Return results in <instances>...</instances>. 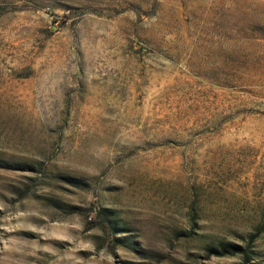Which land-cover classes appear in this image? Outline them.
I'll use <instances>...</instances> for the list:
<instances>
[{
  "label": "rangeland",
  "instance_id": "374dc122",
  "mask_svg": "<svg viewBox=\"0 0 264 264\" xmlns=\"http://www.w3.org/2000/svg\"><path fill=\"white\" fill-rule=\"evenodd\" d=\"M0 264H264V0H0Z\"/></svg>",
  "mask_w": 264,
  "mask_h": 264
},
{
  "label": "trees",
  "instance_id": "16d2710c",
  "mask_svg": "<svg viewBox=\"0 0 264 264\" xmlns=\"http://www.w3.org/2000/svg\"><path fill=\"white\" fill-rule=\"evenodd\" d=\"M95 212L97 215H99L101 217V221L102 223H104V225L107 227H111L110 226V219L107 216L106 213V209L100 207V206H96L95 208ZM105 210V211H104ZM210 250L218 252V254H224V250L230 253H235L236 251H244V247L239 245V244H233L230 242H221L219 247H210ZM245 252V251H244Z\"/></svg>",
  "mask_w": 264,
  "mask_h": 264
}]
</instances>
